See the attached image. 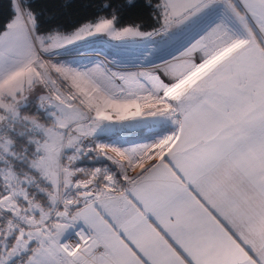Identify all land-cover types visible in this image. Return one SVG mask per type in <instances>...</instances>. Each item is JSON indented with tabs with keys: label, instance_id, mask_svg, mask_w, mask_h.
<instances>
[{
	"label": "snow or ice",
	"instance_id": "obj_1",
	"mask_svg": "<svg viewBox=\"0 0 264 264\" xmlns=\"http://www.w3.org/2000/svg\"><path fill=\"white\" fill-rule=\"evenodd\" d=\"M9 5L0 264H264V0H103L70 32ZM122 8L151 30L118 27ZM102 35L143 70L67 62ZM133 129L146 138L97 142Z\"/></svg>",
	"mask_w": 264,
	"mask_h": 264
},
{
	"label": "trees",
	"instance_id": "obj_2",
	"mask_svg": "<svg viewBox=\"0 0 264 264\" xmlns=\"http://www.w3.org/2000/svg\"><path fill=\"white\" fill-rule=\"evenodd\" d=\"M102 2L103 0H32V3L37 6L36 11L43 10L44 12L41 21L45 28L59 25L69 32L85 20L94 19V14L98 12L96 5ZM111 2L114 5H122L125 0H111ZM83 3L91 4L93 7L83 9L80 7ZM64 5H67V7H64ZM111 13L112 9L100 12L101 15L107 16H110ZM119 15L118 27L139 23L145 30H151L152 21L149 19L146 10L122 8ZM10 16L9 0H0V24H3ZM49 16L52 17L50 21Z\"/></svg>",
	"mask_w": 264,
	"mask_h": 264
},
{
	"label": "rangeland",
	"instance_id": "obj_3",
	"mask_svg": "<svg viewBox=\"0 0 264 264\" xmlns=\"http://www.w3.org/2000/svg\"><path fill=\"white\" fill-rule=\"evenodd\" d=\"M116 41L111 40L107 36H97L95 38H90L86 44L83 45V54H78L76 49H72L67 55V62L84 65L88 64L90 61H97L102 63L106 68L112 72H128V71H139L143 70L134 67L136 61V56L132 55V50H125L122 47L119 48L115 46ZM151 70V69H148ZM119 83V81H117ZM106 137L112 138V143L118 142L123 146H129L131 143H136L139 137H145L146 134L141 130H125L121 133L116 134H101L98 137L97 142L109 143L105 139ZM144 138V139H145ZM97 160L85 158L78 163L81 168L86 170L92 169L93 167H102L104 164H97V166H91ZM91 163L88 165V163ZM111 166V162H109ZM82 175V174H81Z\"/></svg>",
	"mask_w": 264,
	"mask_h": 264
},
{
	"label": "crops",
	"instance_id": "obj_4",
	"mask_svg": "<svg viewBox=\"0 0 264 264\" xmlns=\"http://www.w3.org/2000/svg\"><path fill=\"white\" fill-rule=\"evenodd\" d=\"M144 138L145 137H139L138 139H137V142H141V141H143L144 140ZM106 140H107V142H109V143H112V138L111 137H106L105 138ZM93 155H95V154H93ZM89 159H91V158H89ZM104 164V165H107V166H110V164H109V161H105V160H97L95 163H92V165L91 166H97V164ZM80 164V163H79ZM91 163L89 162L88 163V165H90ZM81 167V166H80Z\"/></svg>",
	"mask_w": 264,
	"mask_h": 264
},
{
	"label": "built area",
	"instance_id": "obj_5",
	"mask_svg": "<svg viewBox=\"0 0 264 264\" xmlns=\"http://www.w3.org/2000/svg\"><path fill=\"white\" fill-rule=\"evenodd\" d=\"M115 46H117V47H119V48H121V46H120V44L117 42V43H115Z\"/></svg>",
	"mask_w": 264,
	"mask_h": 264
}]
</instances>
